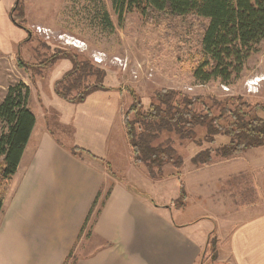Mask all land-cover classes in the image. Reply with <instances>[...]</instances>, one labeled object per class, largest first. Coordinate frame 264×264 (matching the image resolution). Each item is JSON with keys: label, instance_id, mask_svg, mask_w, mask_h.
I'll return each mask as SVG.
<instances>
[{"label": "rangeland", "instance_id": "1", "mask_svg": "<svg viewBox=\"0 0 264 264\" xmlns=\"http://www.w3.org/2000/svg\"><path fill=\"white\" fill-rule=\"evenodd\" d=\"M10 14L17 24L12 22ZM205 24V19L190 14L152 12L145 16L136 10H124L119 15L112 0H0V101L8 87L26 84L27 107L35 115L37 128L46 127L66 146L86 148L99 157L95 158L97 163L107 165L110 176L125 179L157 204H169L179 196L180 181L190 188L207 171L194 172L190 158L200 150L225 144L229 137L218 134L213 143L207 142L204 128L196 129L193 141L163 133L159 141L171 140L183 159L182 176L179 178L171 165H165L163 176L152 178L142 163L133 160L126 138L123 117L132 103L128 91L141 101L143 109L148 107L155 92L173 89L198 98V110L202 109V102L211 106L214 113L219 110L218 104L232 108L235 102L231 97H234L264 117V40L249 56L238 79L229 84L218 80L196 83L192 69L200 57ZM37 27L47 31L48 36L37 32ZM59 35L78 39L81 48L66 44ZM63 53L87 60L93 69L104 71L100 83L108 88L92 89L83 98L84 105L60 97L54 83L72 66L65 70L62 58H57L51 67L41 63ZM96 53L104 54L101 63L93 61L92 54ZM95 77L89 74L82 78L80 89L92 85ZM224 114L226 117L220 122L226 124L230 118ZM5 131L6 125L0 121V134ZM212 156L210 163L220 158L214 152ZM201 166L205 165L197 167ZM212 169L215 170L211 175L217 174L216 168ZM198 189L193 188L191 194H197ZM211 189L212 185H207V190ZM200 201L204 209L217 206L212 198L202 197ZM188 213L183 215L189 216ZM205 252L208 262L216 260L215 234L208 237Z\"/></svg>", "mask_w": 264, "mask_h": 264}, {"label": "crops", "instance_id": "2", "mask_svg": "<svg viewBox=\"0 0 264 264\" xmlns=\"http://www.w3.org/2000/svg\"><path fill=\"white\" fill-rule=\"evenodd\" d=\"M71 147L35 118L0 212V264H264V146L194 166L207 171L185 183L182 208L155 206L110 176L96 154L73 155ZM202 197L216 208L204 209ZM211 234L217 258L208 262Z\"/></svg>", "mask_w": 264, "mask_h": 264}, {"label": "trees", "instance_id": "3", "mask_svg": "<svg viewBox=\"0 0 264 264\" xmlns=\"http://www.w3.org/2000/svg\"><path fill=\"white\" fill-rule=\"evenodd\" d=\"M119 15L124 10H136L141 15L152 12L176 16L194 15L206 20L200 38V57L192 69L196 83L218 80L229 84L239 78L249 56L255 52L264 40V0H112ZM11 15V14H10ZM13 23L17 24L12 18ZM68 58L72 67L60 79L55 81V92L65 100L78 103L95 88L103 87L100 79L105 75L101 69H93L87 60L63 53L44 61L42 66L51 67L55 60ZM19 61L21 59L18 58ZM19 65H22L20 62ZM95 75V82L80 89V82L88 75ZM83 78V79H82ZM82 79V80H81ZM132 103L124 112L123 122L126 138L132 158L142 163L152 178H161L165 165H171L177 176L183 159L173 147L171 140H160L163 133L174 134L180 140L193 141L197 128H204V140L214 142V136L224 134L229 140L215 149L207 148L196 152L190 161L194 166L206 165L212 160V152L220 158H227L242 151L264 145V117L258 116L248 104L232 98V108L218 104V112L211 106L201 103L197 109L198 98L189 97L173 89H161L153 94L146 109L131 91ZM29 88L24 83L10 86L0 101V121L6 125V131L0 134V212L7 194L10 179L15 173L22 152L35 124V115L27 107ZM257 106H255V109ZM226 124L220 120L226 115ZM131 115V116H130ZM73 155L89 151L72 146ZM106 168L108 169L107 165ZM109 170V169H108ZM127 183L125 179H121ZM109 194L105 193L104 198ZM95 197L89 214L95 207ZM186 192L180 181L179 196L170 204L177 208L185 205ZM155 206L156 203L151 198ZM103 201L101 202V204ZM170 204L164 207H170ZM88 216L84 226L88 222ZM82 228V229H83ZM82 231V230H81ZM71 256L68 254L67 259ZM66 259V260H67ZM64 264V263H63ZM66 264V261H65Z\"/></svg>", "mask_w": 264, "mask_h": 264}, {"label": "built area", "instance_id": "4", "mask_svg": "<svg viewBox=\"0 0 264 264\" xmlns=\"http://www.w3.org/2000/svg\"><path fill=\"white\" fill-rule=\"evenodd\" d=\"M37 32L39 33H45L48 36V33H46L47 31H45L44 29H41L40 27H37ZM59 38H63V40L65 41L66 44H70L72 46H74L75 48H81L82 46V42L79 41L76 38H72L71 36H67V35H59ZM92 59L94 62L96 63H101L104 60V54L103 53H96V54H92Z\"/></svg>", "mask_w": 264, "mask_h": 264}, {"label": "bare ground", "instance_id": "5", "mask_svg": "<svg viewBox=\"0 0 264 264\" xmlns=\"http://www.w3.org/2000/svg\"><path fill=\"white\" fill-rule=\"evenodd\" d=\"M263 78H257L258 81L262 80Z\"/></svg>", "mask_w": 264, "mask_h": 264}, {"label": "water", "instance_id": "6", "mask_svg": "<svg viewBox=\"0 0 264 264\" xmlns=\"http://www.w3.org/2000/svg\"><path fill=\"white\" fill-rule=\"evenodd\" d=\"M17 2V1H16Z\"/></svg>", "mask_w": 264, "mask_h": 264}]
</instances>
